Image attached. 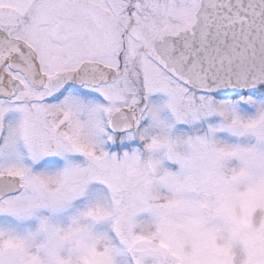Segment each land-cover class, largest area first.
Here are the masks:
<instances>
[{
	"label": "snow or ice",
	"instance_id": "snow-or-ice-1",
	"mask_svg": "<svg viewBox=\"0 0 264 264\" xmlns=\"http://www.w3.org/2000/svg\"><path fill=\"white\" fill-rule=\"evenodd\" d=\"M0 264H264V0H0Z\"/></svg>",
	"mask_w": 264,
	"mask_h": 264
}]
</instances>
